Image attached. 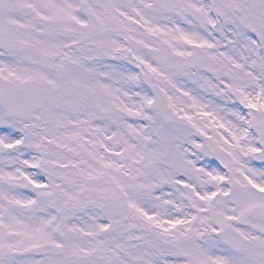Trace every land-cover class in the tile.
Returning a JSON list of instances; mask_svg holds the SVG:
<instances>
[{"label":"snow or ice","instance_id":"obj_1","mask_svg":"<svg viewBox=\"0 0 264 264\" xmlns=\"http://www.w3.org/2000/svg\"><path fill=\"white\" fill-rule=\"evenodd\" d=\"M0 264H264V0H0Z\"/></svg>","mask_w":264,"mask_h":264}]
</instances>
